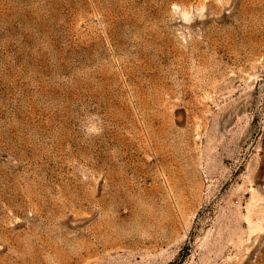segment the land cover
Wrapping results in <instances>:
<instances>
[{"label": "rangeland", "instance_id": "rangeland-1", "mask_svg": "<svg viewBox=\"0 0 264 264\" xmlns=\"http://www.w3.org/2000/svg\"><path fill=\"white\" fill-rule=\"evenodd\" d=\"M0 264H264V0H0Z\"/></svg>", "mask_w": 264, "mask_h": 264}]
</instances>
